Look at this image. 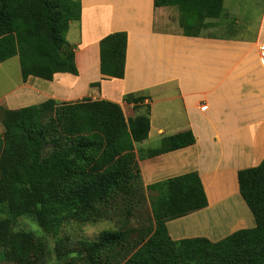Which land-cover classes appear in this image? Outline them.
Returning <instances> with one entry per match:
<instances>
[{
  "label": "trees",
  "instance_id": "obj_1",
  "mask_svg": "<svg viewBox=\"0 0 264 264\" xmlns=\"http://www.w3.org/2000/svg\"><path fill=\"white\" fill-rule=\"evenodd\" d=\"M77 1V2H76ZM223 0H153L154 7L176 6L185 26H206ZM78 3V4H77ZM79 19V0H0V62L17 56L22 79L76 74L72 47L65 40L70 20ZM198 31V29H197ZM126 36L99 41L100 73L122 78ZM143 97L128 95L124 101ZM0 261L44 264L31 233L13 230L28 217L54 239L58 264H264V157L237 172L240 196L255 226L217 242L205 238L172 241L165 223L206 206L200 179L189 172L143 187L133 144L147 138V113L125 117L121 107L100 99L44 102L8 110L0 107ZM194 143L188 130L160 139L140 158ZM147 192L149 212L136 239L133 229L103 230L94 240L59 236L64 224L99 219L119 195ZM96 210V212H95Z\"/></svg>",
  "mask_w": 264,
  "mask_h": 264
},
{
  "label": "crops",
  "instance_id": "obj_2",
  "mask_svg": "<svg viewBox=\"0 0 264 264\" xmlns=\"http://www.w3.org/2000/svg\"><path fill=\"white\" fill-rule=\"evenodd\" d=\"M204 23L205 32L185 26L178 7H154L153 0H79V19L68 23L74 42H67L76 74L22 79L14 56L19 80L0 89V107L87 98L116 103L127 117L147 113V138L133 144L143 187L195 172L206 200L204 208L165 223L169 239L214 243L251 229L254 218L240 196L237 172L264 157V0H223L220 15ZM118 32L126 36L124 72L110 78L99 70V41ZM128 95L143 100L127 103ZM186 130L193 144L139 157Z\"/></svg>",
  "mask_w": 264,
  "mask_h": 264
},
{
  "label": "rangeland",
  "instance_id": "obj_3",
  "mask_svg": "<svg viewBox=\"0 0 264 264\" xmlns=\"http://www.w3.org/2000/svg\"><path fill=\"white\" fill-rule=\"evenodd\" d=\"M173 8L174 7H171L169 9L173 10ZM197 29L200 30L199 28H196V30ZM205 31V28L201 29V32ZM74 35L75 32L73 28L68 26V30L64 35L66 42H74ZM16 63V58H11L1 64L0 76L4 75L3 79H7L8 82L5 80L3 82L0 77V89H2L3 86L7 85L8 87V85L18 82L19 73L16 70ZM122 112L124 116L127 117V110H122ZM102 212H104L103 216L101 215V218L97 220L94 218L67 222L60 229L59 236H65L70 239L71 243H73L76 240H94L99 232L103 230L133 229L127 233L126 239H136L138 236L137 229H142V225L145 224L144 220L146 214L149 212L147 192L144 190L140 194L139 192H135V195L131 194L126 198L119 195L115 203H113L110 208L105 207L101 213ZM12 229L31 233L35 253L37 254L39 251L42 252L44 264H58L53 250L54 239L44 234L31 219L28 217H18L12 222ZM0 264L9 263L0 261Z\"/></svg>",
  "mask_w": 264,
  "mask_h": 264
},
{
  "label": "built area",
  "instance_id": "obj_4",
  "mask_svg": "<svg viewBox=\"0 0 264 264\" xmlns=\"http://www.w3.org/2000/svg\"><path fill=\"white\" fill-rule=\"evenodd\" d=\"M260 61H264V45L259 46Z\"/></svg>",
  "mask_w": 264,
  "mask_h": 264
}]
</instances>
